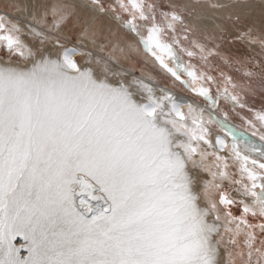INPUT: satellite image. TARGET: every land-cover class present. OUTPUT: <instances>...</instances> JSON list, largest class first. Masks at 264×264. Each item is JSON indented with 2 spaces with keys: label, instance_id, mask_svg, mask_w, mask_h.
<instances>
[{
  "label": "snow or ice",
  "instance_id": "snow-or-ice-1",
  "mask_svg": "<svg viewBox=\"0 0 264 264\" xmlns=\"http://www.w3.org/2000/svg\"><path fill=\"white\" fill-rule=\"evenodd\" d=\"M255 8L0 0V264H264Z\"/></svg>",
  "mask_w": 264,
  "mask_h": 264
},
{
  "label": "bare ground",
  "instance_id": "bare-ground-1",
  "mask_svg": "<svg viewBox=\"0 0 264 264\" xmlns=\"http://www.w3.org/2000/svg\"><path fill=\"white\" fill-rule=\"evenodd\" d=\"M259 4H255L256 5V8H255L254 16H256V17L260 16Z\"/></svg>",
  "mask_w": 264,
  "mask_h": 264
},
{
  "label": "rangeland",
  "instance_id": "rangeland-1",
  "mask_svg": "<svg viewBox=\"0 0 264 264\" xmlns=\"http://www.w3.org/2000/svg\"><path fill=\"white\" fill-rule=\"evenodd\" d=\"M250 3H252L253 5L255 4H259L260 3V0H250ZM12 15H15V13H11ZM256 17V16H255ZM259 17V16H258ZM257 17V18H258Z\"/></svg>",
  "mask_w": 264,
  "mask_h": 264
}]
</instances>
